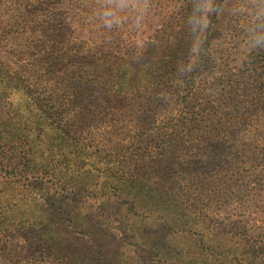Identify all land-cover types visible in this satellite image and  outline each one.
<instances>
[{
    "label": "rangeland",
    "instance_id": "374dc122",
    "mask_svg": "<svg viewBox=\"0 0 264 264\" xmlns=\"http://www.w3.org/2000/svg\"><path fill=\"white\" fill-rule=\"evenodd\" d=\"M260 45L264 0H0V212L66 242L20 264H264Z\"/></svg>",
    "mask_w": 264,
    "mask_h": 264
},
{
    "label": "trees",
    "instance_id": "16d2710c",
    "mask_svg": "<svg viewBox=\"0 0 264 264\" xmlns=\"http://www.w3.org/2000/svg\"><path fill=\"white\" fill-rule=\"evenodd\" d=\"M174 50H171V52ZM169 68V67H168ZM165 69V70H168ZM171 70V69H169ZM8 80V79H6ZM80 91L74 89L73 90V94H77L78 96L80 95ZM31 94V93H30ZM33 96V94H31ZM35 101V100H34ZM29 125H33L32 123H28ZM39 126V127H38ZM53 126H55L53 124ZM32 127V126H31ZM30 127V132L31 134L34 135V139L38 138V132H43V124H39L36 125L35 129H31ZM54 128H59L58 126H55ZM34 139H29L27 141L28 144H33L35 141ZM68 144L70 145L69 141ZM76 145V144H75ZM63 160H68V157L63 156ZM104 163H106L104 161ZM61 168V167H60ZM101 169V168H99ZM58 174H60V172H58ZM68 173H65V175H67ZM13 201H9L7 204V211L4 212H0V248H2V244L6 245V242L9 241H13L12 245H7V250L6 253V257L8 258L7 262L8 264H20L21 262V258L20 256L26 252L27 250V246L28 247H32L34 249L38 248V247H42V250H47V252L49 254L52 253V251H55L56 255H60L65 251V248L63 247V245L66 244V242H64V244H62L63 241V237H64V230H59L62 227V222H64V220L62 218H60V221L57 223L58 224V229L54 228L51 226H48L49 221H51L52 216H49L47 213H42L41 216H46L45 219H43V217H39L38 219H40V221L38 222H34L33 218H26L25 216H23V209L22 206L26 209L30 207V201L27 199H21L18 198L17 199H12ZM22 200V202H21ZM33 204L37 205L38 202L33 201ZM19 206L20 207V212L23 214H19V216L22 215L21 219L25 218L26 221H22L19 220V223H12L11 221L15 220V218H12V213L9 211L10 210V206ZM38 208V207H37ZM36 208V211L38 210ZM54 212L56 213L55 209ZM67 215H71V213L66 212ZM35 214V213H34ZM11 223V224H10ZM22 223V224H21ZM61 239V240H60ZM173 240V239H172ZM180 240V239H179ZM55 242H58L57 244H55ZM72 243L77 244L75 241L71 240ZM195 247L197 248V250L194 251H189L187 249H184L183 247L180 249L179 254H181V264H197L195 261L197 260V258L195 256H201L204 251L206 250L205 246H203V244H199V245H195ZM209 247V246H208ZM207 247V248H208ZM157 249V248H156ZM58 252H62V253H58ZM209 252V251H208ZM213 254V252H211ZM230 254H234L235 251L233 252H229ZM151 254H153V252H151ZM219 254H223V252L219 253ZM227 254V253H226ZM160 255L159 251H157L156 256ZM206 255V254H205ZM208 256H210L209 254H207ZM216 255V253L214 252L213 257ZM238 256V254L236 255ZM20 258V259H19ZM193 259H194V263H193ZM202 260L205 262V264H214L212 263V261H208V259H206V257L202 258ZM216 263L218 262L219 264H223L222 263V259L219 258H215ZM71 262L74 263H78L81 264V259L78 256H74L71 258Z\"/></svg>",
    "mask_w": 264,
    "mask_h": 264
},
{
    "label": "clouds",
    "instance_id": "9594fccd",
    "mask_svg": "<svg viewBox=\"0 0 264 264\" xmlns=\"http://www.w3.org/2000/svg\"><path fill=\"white\" fill-rule=\"evenodd\" d=\"M260 47L264 48V45H260Z\"/></svg>",
    "mask_w": 264,
    "mask_h": 264
}]
</instances>
